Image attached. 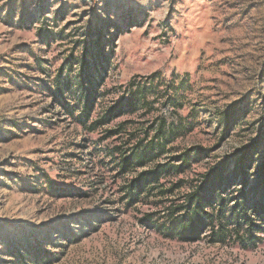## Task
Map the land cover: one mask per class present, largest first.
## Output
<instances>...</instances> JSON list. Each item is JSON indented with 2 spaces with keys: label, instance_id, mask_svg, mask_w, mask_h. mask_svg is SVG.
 Wrapping results in <instances>:
<instances>
[{
  "label": "rangeland",
  "instance_id": "374dc122",
  "mask_svg": "<svg viewBox=\"0 0 264 264\" xmlns=\"http://www.w3.org/2000/svg\"><path fill=\"white\" fill-rule=\"evenodd\" d=\"M116 105L113 121L94 122ZM160 125L164 153L119 173L111 150L157 139ZM262 139L264 0H0V264H264V237L246 248L170 238L140 220L159 189L122 199L157 162L199 152L162 180H183L181 194L238 149L262 156Z\"/></svg>",
  "mask_w": 264,
  "mask_h": 264
},
{
  "label": "trees",
  "instance_id": "16d2710c",
  "mask_svg": "<svg viewBox=\"0 0 264 264\" xmlns=\"http://www.w3.org/2000/svg\"><path fill=\"white\" fill-rule=\"evenodd\" d=\"M79 64L80 72L76 78L82 90L79 106L84 115L80 120L82 118L81 121L86 122L90 119L94 101L92 92H89L92 88L90 72L86 71L84 60ZM62 76L63 66L55 78L59 85ZM120 107L113 106L104 117L94 122L106 124L113 121L121 113ZM230 119L231 116H227V120ZM163 129L164 125H160L157 139L145 145L140 140L130 150H121L122 145L115 146L111 151L116 155L118 172L127 173L137 165L143 166L162 155L166 149L160 140L164 135ZM110 133L118 134L120 131L112 130ZM258 143L263 145L260 150L264 149V139ZM254 147H244L227 155L200 173L188 190L179 194L176 191L181 189L183 180L168 188L162 180L169 174H180L191 167L199 152L194 154L189 149L173 158V161L180 160L178 164L157 162L126 180L122 186V199L127 207H132L159 189L155 193V197H160L158 208L146 212L140 220L156 226L168 237L190 242L207 237L212 243L239 244L245 248L256 245L264 237V154L256 156L259 152L252 151Z\"/></svg>",
  "mask_w": 264,
  "mask_h": 264
}]
</instances>
